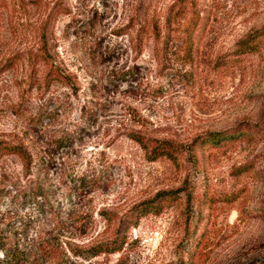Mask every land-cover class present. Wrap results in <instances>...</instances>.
<instances>
[{"label": "rangeland", "instance_id": "1", "mask_svg": "<svg viewBox=\"0 0 264 264\" xmlns=\"http://www.w3.org/2000/svg\"><path fill=\"white\" fill-rule=\"evenodd\" d=\"M175 1L0 0V141L33 159L27 173L16 156L0 159V244L69 255L178 190L127 230L122 256L66 264H264V0H206L190 61L161 51L149 27L136 36ZM246 36L254 51L241 54ZM139 132L178 157L149 159L130 137ZM210 133L227 139L200 144Z\"/></svg>", "mask_w": 264, "mask_h": 264}, {"label": "trees", "instance_id": "2", "mask_svg": "<svg viewBox=\"0 0 264 264\" xmlns=\"http://www.w3.org/2000/svg\"><path fill=\"white\" fill-rule=\"evenodd\" d=\"M208 8L206 0H176L168 8L163 25H160L159 21H153L149 23V26H143L142 22L138 21L139 29L136 36L139 38L144 37L146 29L149 27L155 42L162 45L161 51H166L171 46V48L182 51L185 56L184 59L190 61V58L194 54V48L197 46L198 41L207 28L208 18L205 16V13ZM66 11L63 6H56L57 17L62 13H66ZM255 37L257 39L263 38L264 28ZM252 40L250 36H246L239 41L236 44L237 51L241 54L254 51ZM40 52L43 61L47 64L50 60L49 51L42 46ZM136 52L138 55L141 54L140 46H138ZM49 75L48 73V78ZM56 77L60 78V80L62 78V75L57 70ZM130 137L146 151L151 160L162 157L175 160L179 155L178 150L169 142L147 139L140 132ZM226 139L227 135L222 133H210L206 138L200 139V144L209 143L218 145ZM6 155L16 156L25 169V172H29L33 159L28 147L24 144H12L0 141V159ZM177 192L178 190L157 193L154 197L135 205L120 218L110 219L109 223H114V225L111 237L108 240L88 245L83 249L69 247L70 250L67 251L69 255L64 252L58 254L57 250H55V255L54 250L50 251L46 248L47 246L37 240L23 246L18 244L15 246L0 244L2 251L0 261L3 264H21L29 258H41L43 261L54 264H66L72 263L70 257L80 259L81 261L92 262L95 258L102 255L121 254L122 256L128 246L127 230L131 226L136 227L142 216L158 214L166 205L176 201L179 198ZM38 194L43 195L41 191Z\"/></svg>", "mask_w": 264, "mask_h": 264}]
</instances>
